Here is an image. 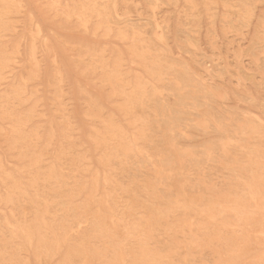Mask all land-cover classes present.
<instances>
[{
  "label": "rangeland",
  "instance_id": "rangeland-1",
  "mask_svg": "<svg viewBox=\"0 0 264 264\" xmlns=\"http://www.w3.org/2000/svg\"><path fill=\"white\" fill-rule=\"evenodd\" d=\"M0 61V264L264 262V0H0Z\"/></svg>",
  "mask_w": 264,
  "mask_h": 264
},
{
  "label": "bare ground",
  "instance_id": "bare-ground-1",
  "mask_svg": "<svg viewBox=\"0 0 264 264\" xmlns=\"http://www.w3.org/2000/svg\"><path fill=\"white\" fill-rule=\"evenodd\" d=\"M96 11H97V10H96ZM154 18H155V17H154ZM150 20H151V19H150ZM155 22H156V20H155ZM100 23H101V22H100ZM156 23H157V22H156ZM104 24H105V23H104ZM158 24H159V23H158ZM158 24H156V25L158 26ZM155 28H157V27H155ZM1 58H2V57H1ZM0 62H1V61H0ZM1 64H2V63H1ZM162 68H163V67H162ZM190 72H191V71H190ZM155 73H156V72H155ZM156 74H157V73H156ZM156 74H155V75H156ZM177 74H178V72H177ZM186 75H187V73H186ZM188 75H189V74H188ZM188 75H187V76H188ZM176 76H177V75H176ZM189 76H190V75H189ZM160 77H162V76H160ZM183 77H184V76H183ZM184 78H185V77H184ZM176 79H177V78H176ZM180 79H182V78H180ZM180 79H179V80H180ZM180 81H181V80H180ZM181 82H182V81H181ZM185 82H186V81H185ZM176 83H178V82H176ZM174 84H175V83H174ZM182 85H183V84H182ZM184 85H185V84H184ZM186 85H187V84H186ZM183 89H184V87H183ZM181 90H182V89H181ZM160 94H161V93H160ZM137 97H138V96H137ZM133 98H134V97H133ZM188 98H189V97H188ZM130 99H131V97H130ZM135 99H136V98H135ZM139 99L142 100V99L140 98V96H139ZM144 99H145V98H144ZM144 99H143V102H146ZM192 99H194V98H192ZM131 100H132V99H131ZM179 100H180V99H179ZM194 100H195V99H194ZM132 101L135 102V100H132ZM132 103H133V102H132ZM163 103H164V102H163ZM194 103H195V102H194ZM127 104H128V103H127ZM143 104L145 105V103H142L141 105H143ZM165 104H166V103H165ZM195 104H196V103H195ZM166 105H167V104H166ZM125 106H126V105H125ZM162 106H163V105H162ZM162 106H161V107H162ZM168 106H170V108H171V105H168ZM175 106H176V105H175ZM195 106H196V105H195ZM177 107H178V106H177ZM170 108H169V109H170ZM172 110H173V109H171V111H172ZM171 113H172V112H171ZM201 114H202V113H201ZM238 114H239V113H238ZM240 114H241V113H240ZM173 115H174V114H173ZM176 115H178V114H176ZM171 116H172V115H171ZM203 116H204V115H203ZM239 116H240V115H239ZM172 117H173V116H172ZM102 118H103V117H102ZM179 118H180V117H179ZM172 119H173V118H172ZM175 119H176V118H175ZM216 119H217V117H216ZM220 119H221V117H220ZM104 120H105V119H104ZM141 120H142V119H141ZM111 121H112V120H111ZM177 121H178V120H177ZM213 121H214V120H213ZM241 121H242V120H241ZM241 121H240V123H242ZM112 122H113V121H112ZM178 122H179V121H178ZM214 122H215V121H214ZM216 122H218V121H216ZM179 123H180V122H179ZM179 123H178V124H179ZM223 123H224V122H222V124H223ZM178 124H177V125H178ZM218 124H219V123H218ZM224 124H225V123H224ZM248 124H249V123H248ZM171 125H172V124H171ZM238 125H239V124H238ZM243 125H244V124H243ZM245 125H246V124H245ZM245 125H244V126H245ZM251 125H252V124H251ZM165 126H168V125L165 124ZM247 126H248V125H247ZM172 127H173V126H172ZM222 127H223V126H222ZM225 127H226V126H225ZM230 127H231V126H230ZM241 127L243 128V126H241ZM117 128H118V126H117L115 129H117ZM226 128H227V127H226ZM231 128H232V127H231ZM247 128H249V127H247ZM250 128H251V127H250ZM259 128H260V127H259ZM121 129H123V128H120V130H121ZM234 129H235V128H234ZM234 129H233V130H234ZM237 130H238V129H236V131H237ZM256 130H257V129H256ZM115 131H116V130H115ZM238 131H239V130H238ZM183 132H186V131H183ZM183 132H182V133H183ZM249 132H250V131H249ZM115 133H116V132H115ZM123 133H124V132H123ZM223 133H224V132H223ZM223 133H222V134H223ZM225 133H226V132H225ZM250 133H251V132H250ZM255 133H256V132H255ZM125 134H126V133H125ZM187 134H188V133H187ZM226 134H227V133H226ZM243 134H244V133H243ZM252 134H253V133H252ZM103 135H105V134L103 133ZM107 135H109V133H108ZM121 135H122V134H121ZM183 135H184V134H183ZM183 135H182V136H183ZM185 135H186V133H185ZM220 135H221V133H220ZM223 135H224V134H223ZM231 135H232V133H231ZM239 135H240V134H239ZM244 135H245V134H244ZM261 135H262V134H261ZM261 135H260V136H261ZM112 136H113V135H112ZM114 136H115V135H114ZM114 136H113V137H114ZM186 136H188V135H186ZM224 136H225V135H224ZM241 136H242V135H241ZM258 136H259V134H258ZM262 136H263V135H262ZM246 137H248V136H246ZM116 138H117V137H116ZM259 138H260V137H259ZM119 139H121V138L119 137ZM122 139H123V138H122ZM116 141H117V140H116ZM129 141H130V140H129ZM147 141H148V140H147ZM152 141H153V140H152ZM117 142H120V141H117ZM162 142H163V141H162ZM170 142H171V139H170ZM174 142H175V141H172L173 144H174ZM243 142H244V141H243ZM126 143H127V142H126ZM129 143H131V145H132V142H129ZM163 143H164V142H163ZM165 143H166V142H165ZM245 143H247V142H245ZM103 144H104V143H103ZM103 144H102V146H104ZM217 144H218V143H217ZM238 144H239V143H238ZM242 144H243V143H242ZM117 145H119V144H117ZM117 145H116V147H117ZM215 145H216V144H215ZM119 146H120V145H119ZM133 146H134V145H133ZM170 146H172V145H170ZM170 146H169V147H170ZM218 146H219V144H218ZM120 147H121V146H120ZM125 147H127V146H125ZM130 147H131V146H130ZM169 147H168V148H169ZM173 147H174V146H172V148H173ZM177 147H178V144H177ZM243 147H244V146H243ZM246 147H247V146H246ZM249 147H251V146L249 145ZM252 147H255V145H252ZM252 147H251V148H252ZM261 147H262V146H261ZM134 148H135V146H134ZM208 148H210V147H208ZM208 148H207V150H208ZM216 148H217V147H216ZM216 148H215V149H216ZM219 148H220V147H219ZM221 148H222V147H221ZM228 148H229V147H228ZM228 148H227V149H228ZM236 148H237V147H236ZM255 148H256V147H255ZM258 148H259V147H258ZM258 148H257V149H258ZM117 149H118V147H117ZM120 149H121V148H120ZM120 149H119V151H120ZM127 149H128V148H127ZM137 149H138V148H137ZM169 149H171V148H169ZM174 149H175V147H174L172 150H174ZM182 149H183V148H182ZM238 149H239V148H238ZM240 149H241V148H240ZM242 149H243V148H242ZM244 149H245V148H244ZM259 149H260V148H259ZM125 150H126V148H125ZM132 150H133V149H132ZM144 150H145V149H144ZM184 150H185V149H184ZM209 150H210V149H209ZM219 150H220V149H219ZM111 151H112V150H111ZM119 151H118V152H119ZM127 151H128V150H127ZM138 151H140V150H138ZM138 151H136L137 154L141 153V152H138ZM162 151H163V150H162ZM166 151H167V150H166ZM169 151H170V150H169ZM204 151L206 152L205 149H204ZM212 151H213V150H212ZM224 151H225V150H224ZM238 151H240V150H238ZM245 151H246V150H245ZM114 152H115V151H114ZM171 152H172V151H171ZM173 152H174V151H173ZM176 152H177V151H176ZM176 152H175V153H176ZM178 152H179V151H178ZM188 152H189V151L187 150V153H188ZM194 152H195V151H194ZM225 152H226V151H225ZM227 152L229 153V150H228ZM230 152H231V151H230ZM242 152H243V151H242ZM242 152H241V153H242ZM248 152H249V151H248ZM116 153H117V150H116ZM120 153H121V152H120ZM142 153H143V152H142ZM144 153H146V152H144ZM159 153H160V152H159ZM162 153H163V155H165L166 158H167L166 153H164V152H162ZM175 153H174V154H175ZM184 153H186V152H184ZM232 153H234V151H232ZM250 153H252V152H250ZM257 153H258V151H257ZM122 154H123V153H122ZM128 154H129V153H128ZM132 154L136 155L135 153H132ZM160 154H161V153H160ZM167 154H168V153H167ZM171 154H172V153H171ZM189 154H190V153H189ZM193 154H194V153H193ZM209 154H210V153H209ZM229 154H230V153H229ZM243 154H244V152H243ZM243 154H242V155H243ZM115 155H116V154H115ZM126 155H127V154H126ZM126 155H125V158H126ZM130 155H131V153H130ZM212 155H213V154H212ZM230 155H231V154H230ZM244 155H245V154H244ZM247 155H248V154H247ZM251 155H253V154H251ZM254 155H255V154H254ZM254 155L251 156V158H250L251 160H252V157H254ZM258 155H259V154H258ZM103 156H104V155H103ZM155 156H156V155H155ZM165 156H164V157H165ZM168 156H169V155H168ZM171 156H172V155H171ZM178 156H179V153H178ZM183 156H186V154H185V155L183 154ZM190 156H191V155H190ZM209 156H210V155H209ZM225 156H226V154H225ZM233 156H234V155H233ZM259 156H260V155H259ZM76 157H77V156H76ZM128 157H130V156H128ZM134 157H136V156H134ZM143 157H144V156H143ZM157 157H158L157 159L159 160V157H160V156L157 155ZM161 157H162V156H161ZM161 157H160V158H161ZM172 157H173V156H172ZM175 157H176V156H175ZM191 157H192V156H191ZM212 157H213V156H211V158H212ZM236 157H238V156L236 155ZM236 157H235V159H237ZM239 157H240V156H239ZM257 157H258V156H257ZM260 157H261V156H260ZM36 158H37V157H36ZM104 158L107 159V158H109V157H108V155H107V157H104ZM136 158H137V157H136ZM140 158H141V157H140ZM148 158H149V155H148ZM148 158H147V160H148ZM154 158H156V157H154ZM162 158H163V157H162ZM180 158H181V160H182V162H183V159H182L181 156H180ZM183 158H184V157H183ZM199 158H200V157H199ZM213 158H214V157H213ZM241 158H242V157H241ZM243 158H244V157H243ZM254 158H256V157H254ZM37 159H38V158H37ZM101 159H102V158H101ZM106 159H105V161H106ZM117 159H118V158H117ZM121 159H122V158H121ZM123 159H124V158H123ZM129 159H130V158H129ZM138 159H139V158H138ZM145 159H146V158H145ZM145 159H143V160H145ZM151 159H153V157H152ZM167 159H168V158H167ZM176 159H177V158H176ZM216 159H217V158H216ZM239 159H240V158H239ZM140 160H141V159H140ZM160 160L163 161L162 159H160ZM169 160H170V159H169ZM169 160H168V161H169ZM172 160H173V159H172ZM177 160H178V159H177ZM209 160L211 161L210 158H209ZM224 160H225V159H224ZM227 160H228V159H227ZM237 160H238V159H237ZM242 160H243V159H242ZM245 160H247V158H246ZM255 160H256V159H255ZM255 160H252V161H255ZM260 160H261V159H260ZM141 161H142V160H141ZM168 161L166 162V160H165L164 162H166V163L168 164ZM174 161H175V160H174ZM189 161H190V160H189ZM240 161H241V160H240ZM243 161H244V160H243ZM111 162H113V161H111ZM151 162H152V161H151ZM176 162H177V161H176ZM178 162H179V161H178ZM187 162H188V161H187ZM224 162H225V161H224ZM263 162H264V160H263ZM263 162H262V163H263ZM141 163H142V165H143V162H141ZM155 163H157V162H155ZM169 163L172 164L171 161H170ZM222 163H223V162H222ZM230 163H233V162H230ZM234 163H235V165H236V162H234ZM240 163H241V162H240ZM250 163H251V162H250ZM146 164H147V163H146ZM163 164H164V163H163ZM167 164H166V165H167ZM170 164H168V165L170 166ZM181 164H182V163H181ZM186 164H187V163H185V166L188 167V165L190 164V162H189L187 165H186ZM248 164H249V163H248ZM248 164H246V165H248ZM54 165H56V163H54ZM54 165L52 164V167H53ZM102 165H103V164H102ZM159 165H160V164H159ZM177 165H179V164H176L175 167H177ZM225 165H226V163H225ZM227 165H228V164H227ZM246 165H244V166H246ZM257 165H258V164H257ZM119 166H120V165H119ZM140 166H141V165H140ZM155 166H156V165H155ZM169 166H168V168H167V166H166V169H169V168H170ZM181 166H182V165H181ZM181 166H180V168H181ZM183 166H184V165H183ZM183 166H182V168H184ZM232 166H233V164H232ZM241 166H242V165H241ZM254 166H255V165H254ZM254 166H253V167H254ZM54 167H55V166H54ZM56 167H57V166H56ZM159 167H160V166H159ZM162 167H163V166H162ZM162 167H161V168H162ZM171 167H172V166H171ZM178 167H179V166H178ZM199 167H200V166H199ZM249 167H250V165H249ZM121 168H122V167H121ZM161 168H160V169H161ZM164 168H165V167H164ZM164 168H162V170H163ZM191 168H192V167H191ZM227 168H228V167H227ZM232 168H233V167H232ZM247 168H248V167H247ZM254 168H256V167H254ZM40 169H41V168H40ZM50 169H51V168H50ZM111 169H112V168H111ZM129 169H130V168H129ZM150 169H151V167H150ZM156 169H157V168H156ZM156 169H155V170H156ZM170 169H171V168H170ZM186 169H188V168H186ZM189 169H190V168H189ZM240 169H241V168H240ZM256 169H257V168H256ZM260 169H261V168H260ZM51 170H53V169H51ZM72 170H73V169H72ZM80 170H81V169H80ZM126 170H127V169H126ZM153 170H154V168H153ZM155 170H154V171H155ZM164 170H165V169H164ZM173 170H174V168H173ZM179 170H180V169H179ZM183 170H185V169H183ZM199 170H200V169H199ZM230 170H231V169H230ZM241 170H242V169H241ZM251 170H252V168H251ZM70 171H71V170H70ZM96 171H97V170H96ZM127 171H128V170H127ZM151 171H152V170H151ZM168 171H170V170H168ZM189 171H192V170L190 169ZM238 171H239V170H238ZM243 171H244V170H243ZM245 171H246V170H245ZM34 172H35V171H34ZM51 172H52V171H50V173H51ZM55 172H56V171H55ZM61 172H63V171L61 170ZM66 172H67V171H66ZM66 172H65V173H66ZM84 172H85V171H84ZM105 172H106V171H105ZM178 172H179V171H178ZM182 172H183V171H182ZM240 172H241V171H240ZM247 172H248V171H247ZM250 172H251V171H250ZM259 172H260V171H259ZM43 173H44V172H43ZM69 173H70V172H69ZM73 173H74V172H73ZM128 173H129V171H128ZM170 173H171V171L169 172V174H170ZM255 173H257V172H255ZM39 174H40V173H39ZM57 174H58V172H57ZM62 174H64V173H62ZM71 174H72V172H71ZM71 174H69V175H71ZM74 174H75V173H74ZM185 174H186V172H185ZM238 174H239V173H238ZM47 175H48V173H47ZM60 175H61V174H60ZM64 175H65V174H64ZM66 175H68V173H67ZM105 175H106V174H105ZM115 175H116V174H115ZM115 175H113V176H115ZM198 175H199V174H198ZM239 175H240V174H239ZM247 175H248V174H247ZM258 175H259V174H258ZM260 175H262V174H260ZM33 176H34V175H32V177H33ZM53 176H54V175H53ZM144 176H146V175H144ZM158 176H159V175H158ZM176 176H177V175H176ZM180 176H181V175H180ZM38 177H39V176H38ZM48 177H49V176H48ZM116 177H117V176H116ZM137 177H138V176H137ZM174 177H175V176H174ZM183 177H184V176H183ZM185 177H186V176H185ZM228 177H229V176H228ZM232 177H233V175H232ZM235 177H237V176L235 175V176H234V179H235ZM34 178H35V177H34ZM77 178H78V177H77ZM79 178H80V177H79ZM103 178H104V177H103ZM113 178H114V177H113ZM128 178H129V177H128ZM141 178H142V177H141ZM169 178H170V177H169ZM196 178H197V177H196ZM239 178H240V177H239ZM242 178H243V177H242ZM12 179H13V178H12ZM55 179H56V178H55ZM132 179H133V178H132ZM137 179H138V178H137ZM160 179H162V178H160ZM181 179H182V178H181ZM230 179H231V178H230ZM256 179H259V178H256ZM48 180H49V179H48ZM147 180H148V178H147ZM231 180H232V179H231ZM231 180H230V181H231ZM237 180H238V179H237ZM239 180H240V179H239ZM239 180H238V181H239ZM241 180H244V179H241ZM247 180H250V179H247ZM41 181H42V180H41ZM104 181H105V180H104ZM120 181H121V180H120ZM131 181H132V180H131ZM134 181H135V180H134ZM142 181H144V180L142 179ZM161 181H162V180H161ZM199 181H200V180H199ZM233 181H234V180H233ZM235 181H236V180H235ZM244 181H246V180H244ZM30 182H31V180H30ZM30 182H29V183H30ZM49 182H50V181H49ZM49 182H48V183H49ZM56 182H57V180H56ZM78 182H79V181H78ZM80 182H81V181H80ZM84 182H85V181H84ZM144 182H145V181H144ZM148 182H149V180H148ZM189 182H190V181H189ZM202 182H203V181L201 180V183H202ZM204 182H205V181H204ZM228 182H229V181H228ZM240 182H241V181H240ZM249 182H250V181H249ZM259 182H260V181H259ZM261 182H262V181H261ZM32 183H33V182H32ZM39 183H40V182H39ZM95 183H97V182L95 181ZM122 183H123V182H122ZM139 183H140V182H139ZM149 183H150V182H149ZM163 183H164V181H163ZM190 183H192V182H190ZM197 183H198V182H197ZM236 183H237V182H236ZM18 184H19V183H18ZM30 184H31V183H30ZM33 184H34V183H33ZM106 184H107V183H106ZM126 184H127V183H126ZM152 184H153V183H152ZM170 184H172V183H170ZM194 184H195V183H194ZM203 184H205V183H203ZM225 184H226V183H225ZM230 184H231V183H230ZM243 184H245L244 186H246V183L243 182ZM260 184H261V183H260ZM14 185H15V184H14ZM41 185H43V183H41ZM48 185H49V184H48ZM136 185H137V184H136ZM138 185H139V184H138ZM148 185H150V184H148ZM158 185H159V184H158ZM180 185L182 186V184H180ZM191 185H193V183H192ZM223 185H224V184H223ZM19 186H20V184H19ZM59 186H60V185H59ZM79 186H80V184H79ZM89 186H90V185H89ZM96 186H97V185H96ZM110 186H111V185H110ZM115 186H117V185H115ZM130 186H131V185H130ZM152 186H153V185H152ZM152 186L150 185V187H152ZM155 186H156V185H155ZM159 186H160V185H159ZM159 186H157V187H159ZM163 186H164V185H163ZM187 186H188V185H187ZM189 186H190V185H189ZM220 186H221V185H220ZM228 186H229V185H228ZM232 186H233V185H232ZM234 186H235V185H234ZM257 186H258V184H257ZM47 187H48V186H47ZM66 187H67V186H66ZM84 187H86V186H84ZM107 187H109V186H107ZM141 187H142V186H141ZM160 187H161V186H160ZM223 187L225 188V186H223ZM119 188H121V187H119ZM119 188H118V189H119ZM125 188H126V187H125ZM161 188L163 189L164 187H161ZM192 188H193V187H192ZM196 188H198V187L196 186ZM236 188H237V187H236ZM238 188H239V187H238ZM242 188H243V187H242ZM255 188H256V187H255ZM85 189H86V188H85ZM109 189H110V188H109ZM164 189H165V188H164ZM200 189H201V188H200ZM203 189H204V188H203ZM208 189H210V188H208ZM208 189H206V187H205V190H206V191H207ZM20 190H21V189H20ZM64 190H65V188H64ZM68 190H71V189H68ZM82 190H83V189H82ZM107 190H108V189H107ZM187 190H188V189H187ZM195 190H197V189H195ZM217 190H218V189H217ZM220 190H221V189H220ZM240 190H241V189H240ZM242 190H243V189H242ZM33 191H34V190H33ZM83 191H84V190H83ZM95 191H96V190H95ZM116 191H117V190H116ZM126 191H127V190H126ZM163 191H164V190H163ZM185 191H186V190H185ZM189 191H191L190 188H189ZM193 191H194V190H193ZM210 191H211V190H210ZM221 191H222V190H221ZM38 192H39V191H38ZM79 192H80V191H79ZM171 192H172V191H171ZM198 192H199V191H198ZM231 192H232V191H231ZM238 192H239V191H238ZM62 193H63V192H62ZM73 193H74V191H73ZM76 193H78V192H76ZM144 193H145V192H144ZM147 193H148V192H147ZM147 193H146V194H147ZM152 193H153V192H152ZM154 193H155V192H154ZM159 193H160V191H159ZM172 193H173V192H172ZM188 193H189V192H188ZM199 193H200V192H199ZM204 193H205V192H204ZM207 193H208V192H206V194H207ZM211 193H212V192H211ZM244 193H245V191H244ZM34 194H35V193H34ZM63 194H64V193H63ZM70 194H71V193H70ZM79 194H80V193H79ZM85 194H86V193H85ZM123 194H125V193H123ZM197 194H198V193H197ZM201 194H202V193H201ZM214 194H215V193H214ZM228 194H229V192H228ZM38 195H39V194H38ZM99 195H100V194H99ZM118 195H119V194H118ZM133 195H134V194H133ZM159 195H160V194H159ZM161 195H164V194L161 193ZM166 195H167V194H166ZM170 195H171V194H170ZM207 195H208V194H207ZM225 195H226V194H225ZM119 196H120V195H119ZM143 196H144V194H143ZM152 196H153V195H152ZM152 196H151V197H152ZM244 196L246 197V199L248 198L249 201L251 200L252 202L255 203L257 209L260 210V211H259V212H260V216H261L260 218L262 219V221H264V211H263V210H264V190H262V189L259 190V189H257V188H256V189L248 188V190H247V192L244 194ZM70 197H72V196H70ZM86 197H88V195H86ZM107 197H108V196H107ZM116 197H117V196H116ZM121 197H122V195H121ZM159 197H160V196H159ZM166 197L169 199L168 196H166ZM172 197H173V196H172ZM177 197H178V196H177ZM177 197H176V198H177ZM201 197H202V196H201ZM236 197H237V196H236ZM239 197L243 198V197L240 196V195H239ZM37 198H39V197H37ZM73 198H74V196H73ZM73 198H72V199H73ZM132 198H133V197H132ZM157 198H158V197H156L155 199H157ZM178 198H179V197H178ZM202 198H203V197H202ZM202 198H201V199H202ZM224 198H225V197H224ZM107 199H108V198H107ZM135 199H136V198H135ZM152 199H153V198H152ZM159 199H160V198H159ZM208 199H209V198H208ZM230 199H231V198H230ZM232 199H233V198H232ZM232 199H231V200H232ZM234 199H235V198H234ZM74 200H75V199H74ZM119 200H120V199H119ZM125 200H126V198H125ZM132 200H133V199H132ZM166 200H167V199H166ZM204 200H207V199H206V198H205V199H202V202H203ZM209 200H211V199H209ZM236 200H237V199H236ZM238 200H239V199H238ZM243 200H245V199H243ZM25 201H26V200H25ZM71 201H73V200H71ZM76 201H77V200H76ZM135 201H136V200H135ZM151 201H152V200H151ZM153 201H154V200H153ZM162 201H163V200H162ZM190 201H191V200H190ZM207 201H208V200H207ZM221 201H222V200H221ZM223 201H224V200H223ZM226 201H227V200H226ZM31 202L33 203L32 200H31ZM31 202H30V203H31ZM63 202H64V201H63ZM133 202H134V201H133ZM157 202H158V201H157ZM183 202H184V201H183ZM191 202H192V201H191ZM73 203H74V202H73ZM136 203H137V201H136ZM145 203H146V202H145ZM198 203H199V202H198ZM198 203H197V204H198ZM209 203H210V202H209ZM227 203H228V202H227ZM236 203H237V202H236ZM57 204H58V203H57ZM181 204H182V203H181ZM187 204H188V203H187ZM190 204H191V203H190ZM197 204H196V205H197ZM224 204H225V203H224ZM239 204H240V203H239ZM242 204H243V203H242ZM111 205H112V204H111ZM136 205H137V204H136ZM191 205H192V204H191ZM194 205H195V203H194ZM199 205H200V204H199ZM202 205H204V204H202ZM211 205H212V204H211ZM226 205H227V204H226ZM85 206H86V205H85ZM148 206H149V205H148ZM181 206H182V205H181ZM215 206H216V205H215ZM251 206L253 207V205H251ZM77 207H78V206H77ZM79 207H80V206H79ZM82 207H84V205H83ZM82 207H81V209H82ZM86 207H87V206H86ZM95 207H96V205H95ZM111 207H113V206H111ZM165 207H166V206H165ZM197 207H198V206H197ZM199 207H200V206H199ZM206 207H207V206H206ZM218 207H219V206H218ZM218 207H217V208H218ZM113 208H114V207H113ZM166 208H167V207H166ZM190 208H191V207H190ZM194 208H195V207H194ZM207 208H208V207H207ZM214 208H215V207H214ZM217 208H216V209H217ZM224 208H225V207H224ZM241 208H242V207H241ZM248 208H249V207H248ZM47 209H48V208H47ZM87 209H88V208H87ZM97 209H98V208H97ZM114 209H115V208H114ZM204 209H205V208H204ZM208 209H209V208H208ZM83 210H84V209H83ZM106 210H107V209H106ZM177 210H178V209H177ZM181 210L183 211V209H181ZM197 210L200 211V209H197ZM206 210H207V209H206ZM209 210H212V209H209ZM209 210H207V211H209ZM218 210H219V208H218ZM227 210H228V209H227ZM44 211H45V210H44ZM85 211H86V209H85ZM85 211H84V213H85ZM88 211H89V210H88ZM97 211H98V210H97ZM156 211H157V210H156ZM166 211H167V210H166ZM187 211H188V210H187ZM230 211H231V210H230ZM249 211L251 212V210H249ZM249 211H247V212H249ZM98 212H99V211H98ZM148 212H149V211H148ZM170 212H171V210H170ZM178 212H179V211H178ZM193 212H194V211H193ZM193 212H192V213H193ZM213 212H214V211H213ZM213 212L211 211V213H213ZM216 212H218V211H216ZM216 212H215V213H216ZM231 212H232V211H231ZM253 212H254V211H253ZM255 212H256V211H255ZM259 212H257V213H259ZM88 213H89V212H88ZM88 213L86 212V214H88ZM150 213H151V212H150ZM152 213H153V212H152ZM152 213H151V214H152ZM195 213H196V212H195ZM201 213H202V212H201ZM209 213H210V212H209ZM218 213H219V212H218ZM232 213H234V211H233ZM45 214H46V213H45ZM51 214H52V213H51ZM86 214H85V216H87ZM172 214H173V212H172ZM177 214H178V213H177ZM187 214H189V213H187ZM187 214H186V217H187ZM197 214H198V211H197ZM199 214H200V213H199ZM220 214H221V213H220ZM220 214H219V215H220ZM225 214H226V213H225ZM115 215H116V214H115ZM140 215H141V214H140ZM154 215H155V214H154ZM156 215H157V213H156ZM178 215H179V214H178ZM180 215H181V214H180ZM194 215H195V214L193 213L192 216H194ZM211 215H212V214H211ZM217 215H218V214H217ZM234 215H235V213H234ZM251 215H253V214H251ZM35 216H36V215H35ZM83 216H84V215H83ZM188 216H189V215H188ZM197 216H198V215H197ZM220 216H221V215H220ZM38 217H39V216H38ZM89 217H90V215H89ZM118 217H119V216H118ZM152 217H153V216H152ZM157 217H158V215H157ZM164 217H166V216H164ZM172 217H173V216H172ZM202 217H203V216H202ZM204 217H205V216H204ZM253 217H254V216H253ZM52 218H53V216L51 217V219H52ZM121 218H122V217H121ZM199 218H200V217H199ZM218 218L221 219V217H218ZM236 218H237V217H236ZM254 218H255V217H254ZM32 219H33V217H32ZM89 219H90V218H89ZM163 219H164V218H163ZM173 219H174V218H173ZM203 219H204V218H203ZM208 219H209V221H210V218H209V217H208ZM46 220H47V219H46ZM87 220H88V219H87ZM158 220H159V219H158ZM161 220H162V219H161ZM164 220H165V219H164ZM166 220H168V219H166ZM223 220H224V219H223ZM238 220H239V219H238ZM248 220H249V219H248ZM48 221H49V220H48ZM88 221H89V220H88ZM132 221H133V219H132ZM169 221L171 222V219H170ZM197 221H198V220H197ZM200 221H201V219H200ZM205 221H206V219H205ZM211 221H212V220H211ZM232 221H233V220H232ZM140 222H141V221H140ZM149 222H150V221H149ZM170 222H169V223H170ZM219 222H221V221H219ZM235 222H236V221H235ZM48 223H49V225L51 226L50 222H48ZM87 223H88V222H87ZM177 223H178V221H177ZM202 223H203V222H202ZM211 223H212V222H211ZM213 223H214V222H213ZM222 223H223V222H222ZM92 224H93V223H92ZM182 224H183V223H182ZM194 224H195V223H194ZM209 224H210V223H209ZM237 224H238V223H237ZM67 225H68V224H67ZM121 225H122V224H121ZM204 225H205V224H204ZM207 225H208V224H207ZM44 226H45V225H44ZM47 226H48V225H47ZM50 226H49V227H50ZM152 226H153V225H152ZM163 226H164V225H163ZM170 226H172V225H170ZM170 226H169V227H170ZM179 226H180V225H179ZM210 226H211V225H210ZM49 227H47V228H49ZM59 227H60V226H59ZM94 227L96 228V226H94V225H93V228H92V227H91V228L94 229ZM186 227H187V226H186ZM191 227H192V226H191ZM196 227H197V226H196ZM212 227H213V226H212ZM253 227H254V226H253ZM82 228H83V227H82ZM232 228H233V227H232ZM56 229H57V228H56ZM122 229H123V228H122ZM193 229H194V228H193ZM230 229H231V228H230ZM235 229H236V228H235ZM259 229H260V228H259ZM86 230H87V229H86ZM132 230H133V229H132ZM188 230H190V229H188ZM194 230H195V229H194ZM199 230H200V229H199ZM212 230H213V229H212ZM250 230H251V229H250ZM59 231H60V230H59ZM82 231H83V230H82ZM125 231H126V230H125ZM138 231H139V230H138ZM195 231H196V230H195ZM93 232H96V231H93ZM126 232H128V231H126ZM130 232H131V231H130ZM162 232H164V230H163ZM201 232H202V231H201ZM23 233H24V231H23ZM60 233H61V232H60ZM72 233H75V232L72 231ZM115 233H116V232H115ZM120 233H121V232H120ZM132 233H133V231H132ZM168 233H170V232H168ZM168 233H167V234H168ZM180 233H181V231H180ZM194 233H195V232H194ZM196 233H197V231H196ZM209 233H210V232H209ZM75 234H76V233H75ZM93 234H94V233H93ZM102 234L104 235V233H102ZM133 234H134V233H133ZM133 234H131V235H132L131 237L134 236ZM160 234H161V236H162L163 233H160ZM182 234H183V233H182ZM182 234H179V235H182ZM191 234H193V233H191ZM202 234H205V233H202ZM236 234H237V233H236ZM79 235H81V234H79ZM103 235H102V236H103ZM200 235H201V233H200ZM225 235H226V234H225ZM237 235H238V234H237ZM240 235H241V234H240ZM28 236H29V235H28ZM123 236H124V234H123ZM164 236H165V235H164ZM166 236H167V235H166ZM175 236H176V235H175ZM175 236H174V237H175ZM189 236H190V235H189ZM215 236H217V235L215 234L214 237H215ZM220 236H221V235H220ZM226 236H227V235H226ZM234 236H235V235H234ZM263 236H264V235H263ZM65 237H66V236H65ZM121 237H122V236H121ZM131 237H130V238H131ZM134 237H135V236H134ZM169 237H170V236H169ZM176 237H177V236H176ZM222 237H223V236H222ZM66 238H67V237H66ZM112 238H114V237H112ZM128 238H129V237H128ZM171 238H173V237H171ZM183 238H184V237H183ZM199 238H200V237H199ZM234 238H235V237H234ZM246 238H247V237H246ZM254 238H255V237H254ZM261 238H263V237L261 236ZM132 239H133V238H132ZM158 239H159V237H158ZM167 239H168V238H167ZM169 239H170V238H169ZM176 239H178V238H176ZM176 239H175V240H176ZM179 239H180V238H179ZM179 239H178V240H179ZM237 239H238V238H237ZM257 239H258V238H257ZM159 240H160V239H159ZM202 240H203V239H202ZM214 240H215V239H214ZM221 240H222V238H221ZM226 240H227V239H226ZM226 240H224V238H223V241H224V244H225V245H226V243H225ZM242 240H243V239H242ZM258 240H259V239H258ZM258 240H256V241H258ZM30 241H31V240H30ZM209 241H210V240H209ZM211 241H213V240H211ZM244 241H245V240H244ZM246 241H247V240H246ZM31 242H32V241H31ZM157 242H158V241H157ZM196 242H197V241H196ZM200 242H201V241H200ZM219 242H220V241H219ZM226 242H227V241H226ZM231 242H232V241H231ZM242 242H243V241H242ZM242 242H241V243H242ZM252 242H253V241H252ZM252 242H251V243H252ZM44 243H45V241H44ZM123 243H124V242H123ZM137 243H138V242H137ZM145 243L148 244V241H147V242L145 241ZM166 243H167V242H166ZM171 243H172V242H171ZM202 243H203V242H202ZM214 243H215V242H214ZM216 243H218V242H216ZM220 243H223V242L221 241ZM251 243H250V244H251ZM253 243H254V242H253ZM95 244H96V242H95ZM124 244H125V243H124ZM130 244H131V243H130ZM139 244H140V243H139ZM147 244H146V245H147ZM161 244H162V243H161ZM169 244H170V243H169ZM177 244H178V243H177ZM181 244H184V243H181ZM191 244H193V243H191ZM194 244H195V243H194ZM194 244H193V245H194ZM197 244H198V243H197ZM199 244H200V243H199ZM205 244H206V243H205ZM208 244H209V243H208ZM208 244H207V245H208ZM229 244H230V243L228 242V245H229ZM236 244H237V243H236ZM238 244H239V242H238ZM107 245H108V244H107ZM117 245H118V244H117ZM122 245H123V244H122ZM143 245H144V242H143ZM158 245H159V243H158ZM179 245H180V244H179ZM193 245H192V246H193ZM201 245H202V244H201ZM207 245H206V246H207ZM220 245H222V244H220ZM39 246H40V245H39ZM123 246H124V245H123ZM169 246H170V245H169ZM171 246H172V245H171ZM188 246H189V243L187 244V247H188ZM197 246H198V245H197ZM199 246H200V245H199ZM204 246H205V245H204ZM204 246H203V247H204ZM206 246H205V247H206ZM226 246H227V245H226ZM239 246H240V244H239ZM121 247H122V246H120V248H121ZM173 247H174V246H173ZM180 247H181V246H180ZM187 247H186V249H187L188 251H190V250H189V247H188V248H187ZM195 247H196V246H195ZM229 247H230V246H229ZM229 247H228V248H229ZM257 247H259V246H257ZM126 248H128V247H126ZM162 248H163V246H162ZM165 248H166V247H165ZM175 248H176V247H175ZM197 248H198V247H197ZM197 248H196V249H197ZM216 248H217V247H216ZM216 248H215V249H216ZM221 248H222V247H221ZM230 248H231V247H230ZM239 248H240V247H239ZM254 248H255V247H253V249H254ZM47 249H48V248H47ZM47 249H46L45 251L48 252ZM56 249H57V248H56ZM124 249H125V246H124ZM140 249H141V248H140ZM171 249H172V248H171ZM176 249H177V248H176ZM182 249H183V248H182ZM182 249H181V250H182ZM184 249H185V248H184ZM190 249H191V248H190ZM206 249H207V248H206ZM243 249H244V248H243ZM126 250H127V249H126ZM145 250H146V249H145ZM173 250H174V249H173ZM178 250H179V249H178ZM216 250H217V249H216ZM222 250H223V248H222ZM228 250H229V249H228ZM230 250H231V249H230ZM50 251H51V249H50ZM112 251H113V250H112ZM116 251H117V250H116ZM121 251H122V250H121ZM129 251H130V250H129ZM132 251H133V250H132ZM137 251H138V250H137ZM214 251H215V250H214ZM217 251H218V250H217ZM217 251H216V252H217ZM231 251H232V250H231ZM236 251H237V250H236ZM254 251H255V249H254ZM256 251H257V250H256ZM42 252H43V251H42ZM117 252H118V251H117ZM127 252H128V251H127ZM127 252H126V253H127ZM138 252H139V251H138ZM164 252H167V251H164ZM164 252H163V253H164ZM170 252H171V251H170ZM172 252H173V251H172ZM179 252H180V251H179ZM184 252H185V251H184ZM190 252H193V251H190ZM194 252H195V251H194ZM232 252H234V251H232ZM48 253H49V252H48ZM92 253H93V252H92ZM139 253H140V252H139ZM143 253H144V252H143ZM176 253H177V252H176ZM176 253H175V255H176ZM198 253H199V252H198ZM220 253H221V252H220ZM220 253H219V254L216 253L215 255L217 256V254H218V256H219ZM224 253H225V252H224ZM228 253H230V252H228ZM228 253H227V254H228ZM234 253H235V252H234ZM252 253H253V252H252ZM256 253H257V252H256ZM256 253H254V254H256ZM260 253H261V252H260ZM93 254H94V253H93ZM117 254H119V256L122 255V254H120L119 252H118ZM210 254H211V253H210ZM249 254H250V253H249ZM254 254H253V255H254ZM79 255H80V254H79ZM127 255H128V254H127ZM164 255H165V254H164ZM238 255H239V254H238ZM246 255H247V254H246ZM246 255H245V256H246ZM250 255H251V254H250ZM253 255H252V256H253ZM81 256H83V255H81ZM119 256H115V257H116L115 259H117V257H119ZM177 256H178V255H177ZM204 256H205V255H204ZM213 256H214V255H213ZM213 256H212V257H213ZM227 256H229V255H227ZM227 256H226V257H227ZM240 256H241V255H240ZM245 256H243V257H245ZM86 257H88V256H86ZM120 257H121V256H120ZM128 257H129V255H128ZM157 257H158V256H157ZM168 257H169V256H168ZM171 257H172V256H171ZM182 257H183V256H182ZM230 257H231V256H230ZM236 257H237V255H236ZM90 258H92V257H90ZM95 258H96V256H95ZM95 258H94V259H95ZM143 258H144V257H143ZM154 258H155V257H154ZM172 258H173V257H172ZM179 258H181V257H179ZM203 258H204V257H203ZM246 258H249V257L247 256ZM246 258H245V259H246ZM69 259H70V258H69ZM101 259H104V258H101ZM119 259H120V258H119ZM121 259H122V257H121ZM121 259H120V261H121ZM168 259H169V258H168ZM177 259H178V258H177ZM177 259H176V260H177ZM187 259H188V258H186V260H187ZM190 259H191V258H190ZM213 259H215V258H213ZM217 259H218V257H217ZM191 260H192V259H191ZM205 260H206V259H205ZM211 260H212V259H211ZM211 260H210V261H211ZM219 260H220V259H219ZM222 260H223V259H221V261H222ZM230 260H231V259H230ZM232 260H233V262L235 261V259H232ZM242 260H243V259H242ZM246 260H247V259H246ZM253 260H254V259H253ZM124 261H126V260H124ZM128 261H129V260H128ZM156 261H157V260H156ZM165 261H166V259H165ZM178 261H180V260H177V262H178ZM217 261H218V260H217ZM224 261H226V260H224ZM237 261H238V259H237ZM250 261H251V258H250ZM254 261H255V260H254ZM254 261H253V262H254ZM146 262H147V260H146ZM157 262H158V264H159V261H157ZM166 262H167V261H166ZM173 262H174V261H173ZM180 262H182V260H181ZM187 262H190V263H191V261H188V260H187ZM238 262H240V259H239ZM241 262H243V261H241ZM99 263H100V262H99ZM147 263H148V262H147ZM168 263H169V261H168ZM190 263H189V264H190ZM199 263H200V262H199ZM214 263H215V262H214ZM218 263H219V261H218ZM230 263H231V262H230ZM247 263H249V262H247ZM250 263H251V262H250ZM256 263H257V262H256ZM263 263H264V262H263ZM263 263H262V264H263ZM104 264H105V263H104ZM149 264H150V263H149ZM152 264H153V263H152ZM176 264H178V263H176ZM181 264H182V263H181ZM186 264H187V263H186ZM191 264H192V263H191ZM194 264H195V263H194ZM221 264H222V263H221ZM224 264H225V263H224ZM228 264H229V263H228ZM239 264H243V263H239ZM244 264H245V263H244ZM254 264H255V263H254Z\"/></svg>",
  "mask_w": 264,
  "mask_h": 264
}]
</instances>
